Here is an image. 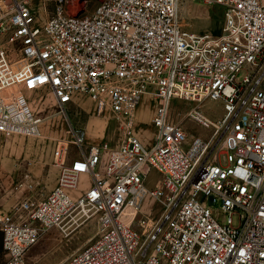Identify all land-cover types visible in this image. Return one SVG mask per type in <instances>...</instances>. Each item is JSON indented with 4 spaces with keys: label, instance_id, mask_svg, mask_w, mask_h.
Returning a JSON list of instances; mask_svg holds the SVG:
<instances>
[{
    "label": "built area",
    "instance_id": "2783aa9c",
    "mask_svg": "<svg viewBox=\"0 0 264 264\" xmlns=\"http://www.w3.org/2000/svg\"><path fill=\"white\" fill-rule=\"evenodd\" d=\"M52 1L45 18L34 0H0V133L40 135L26 92L45 89L62 109L88 97L114 113L121 140L56 151V186L0 219L4 264H29L49 231L93 220L96 241L57 264H264V0H202L226 7L217 34L187 29L181 0H102L77 15ZM147 94L158 100L150 145L134 118ZM207 99L223 104L217 122ZM176 100L196 103L188 115L214 128L210 139L189 144L170 115ZM221 130V153L207 161ZM86 139L76 129L75 145Z\"/></svg>",
    "mask_w": 264,
    "mask_h": 264
},
{
    "label": "rangeland",
    "instance_id": "374dc122",
    "mask_svg": "<svg viewBox=\"0 0 264 264\" xmlns=\"http://www.w3.org/2000/svg\"><path fill=\"white\" fill-rule=\"evenodd\" d=\"M34 2L39 6L43 17L53 15L52 0H47L45 5L40 4V0ZM101 2L102 0H69L67 14H89ZM225 13L226 7L223 5L209 6L203 4L202 0H181V21L187 29L195 32L220 33ZM26 96L34 113L43 119L41 134L26 136L0 133V211L7 212L5 217L11 215L26 197L41 198L56 186L53 187V184L57 183L59 169L55 167L54 159L58 149L67 147L70 153L77 149L88 152L91 145L102 139L113 145L121 140L120 119L110 111L100 115L95 103L88 97H78L75 102L62 109L50 90L30 91L26 92ZM157 105L155 95L147 94L134 112L138 133L146 145H150L154 139L151 122ZM195 105V102L176 100L170 108L172 120L186 130L189 144L197 138L210 139L214 129L202 126L188 115ZM201 107L213 122H217L224 114L223 104L219 100L207 99ZM81 127L86 129L87 139L83 146L77 147L74 132ZM223 136L224 130H221L210 144L206 153L207 161H212L215 153H221ZM159 178L160 174L153 169L148 184L154 185ZM26 179L34 183L33 189L27 186ZM150 205L154 210L151 217L156 220L160 217L159 205L152 200ZM67 229L66 232L53 229L44 235L28 251L26 258L29 264H57L86 248L98 237V225L94 220L69 223ZM7 260L8 255L4 251L0 255V264Z\"/></svg>",
    "mask_w": 264,
    "mask_h": 264
},
{
    "label": "crops",
    "instance_id": "0c3cea01",
    "mask_svg": "<svg viewBox=\"0 0 264 264\" xmlns=\"http://www.w3.org/2000/svg\"><path fill=\"white\" fill-rule=\"evenodd\" d=\"M56 185V182L53 184V187ZM7 214L6 211L1 210L0 211V219L4 218V216ZM4 253V246H3V232L1 231L0 228V255H2Z\"/></svg>",
    "mask_w": 264,
    "mask_h": 264
}]
</instances>
